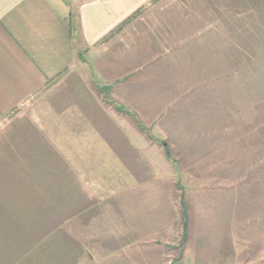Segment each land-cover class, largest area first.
Segmentation results:
<instances>
[{"label":"crops","instance_id":"crops-1","mask_svg":"<svg viewBox=\"0 0 264 264\" xmlns=\"http://www.w3.org/2000/svg\"><path fill=\"white\" fill-rule=\"evenodd\" d=\"M208 14L197 0H0V264L20 256L5 251L4 219L29 230L65 219L67 240L106 256L175 248L176 219L224 217L217 197L180 183L175 168L176 153L189 176L210 178V155L229 139L228 98L221 104L234 61L222 45L238 27ZM212 96L218 107L207 111L219 115L192 120ZM152 147L163 175L149 176ZM177 172L191 192L183 208Z\"/></svg>","mask_w":264,"mask_h":264},{"label":"rangeland","instance_id":"rangeland-1","mask_svg":"<svg viewBox=\"0 0 264 264\" xmlns=\"http://www.w3.org/2000/svg\"><path fill=\"white\" fill-rule=\"evenodd\" d=\"M197 2L208 9L212 23H237L238 27L227 30L228 40L222 45L234 61V71L228 74L231 76L227 81L229 95L221 104L223 107L228 98L229 107L222 115L226 114L229 139L228 143L215 147L217 150L210 155L216 154L215 160L209 162L210 168L207 167L210 178L207 175L202 179L189 176L180 166V162L185 164L188 160L176 159L175 153V168L181 171V175L175 173V185L179 187L186 178V184L194 191H211L217 197L224 217L203 219L204 222H200L201 219H176L172 242L175 248L161 243L153 246L152 242L146 249L144 246L141 249L134 246L109 249L106 256H93L82 244L67 240L65 231L60 228L65 219H35V227L30 230L26 219H4L5 228L10 229L4 234L5 251L17 248L20 259L5 255L2 264H264V0ZM251 7L260 13L248 12L253 10ZM253 26L257 30L252 29ZM239 58L243 59L242 64ZM214 98L212 96V107H201V114L195 111L191 119L208 120V117L219 115L207 111L218 107L214 106L218 103ZM105 99L102 103L107 105L109 101L107 97ZM106 113L109 114L108 110ZM147 137L151 142L161 144L149 131ZM165 144L162 143L164 147ZM203 148L196 146L191 151L200 155L204 153ZM148 154L149 176L165 174L164 168L153 159L158 155L157 150L152 147ZM176 175H180V183ZM179 190L183 208L182 203L187 198L183 195L191 192L185 193L181 186ZM193 235L195 239H192ZM16 237H20L17 242ZM168 237H163L161 242L168 243L171 236ZM36 244L48 248L45 254L43 250H35ZM144 251H147V263L141 260L144 254L140 252Z\"/></svg>","mask_w":264,"mask_h":264},{"label":"trees","instance_id":"trees-1","mask_svg":"<svg viewBox=\"0 0 264 264\" xmlns=\"http://www.w3.org/2000/svg\"><path fill=\"white\" fill-rule=\"evenodd\" d=\"M143 131H145V130H143Z\"/></svg>","mask_w":264,"mask_h":264}]
</instances>
